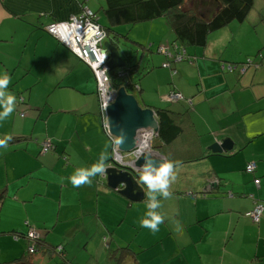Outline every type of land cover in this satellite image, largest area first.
I'll return each instance as SVG.
<instances>
[{
  "label": "crops",
  "instance_id": "1",
  "mask_svg": "<svg viewBox=\"0 0 264 264\" xmlns=\"http://www.w3.org/2000/svg\"><path fill=\"white\" fill-rule=\"evenodd\" d=\"M84 8L91 11L83 0H0V76L8 75L6 91L15 96L13 112L0 120V139L8 141L0 147V236L13 233L24 248L31 228L39 239L31 254L21 248L0 263L76 264L71 252L80 232L84 242L93 234L105 241L104 264H264V209L258 222L245 214L254 200L264 203V45L259 41L249 51L238 46L248 12L209 32L204 46L182 47L186 59L167 67L157 52L173 39L165 18L126 24L141 60L134 97L153 110L186 112L183 128L193 132L184 147L190 143L188 152L198 155L178 160L166 150L180 167L171 198L158 197L164 222L153 232L141 226L147 211L142 184L143 198L131 201L107 187L105 177L78 188L69 179L76 168L98 162L101 153L107 166L111 142L90 69L43 26ZM254 33L248 30V41ZM254 51L253 65L240 71ZM38 54L45 60L41 67ZM110 79L117 88V77ZM171 91L182 100H167ZM19 109L25 111L16 119ZM223 138L230 150L207 148ZM43 139L52 149L41 154ZM152 143L155 149L162 145L158 138ZM248 162L254 164L251 172L244 170ZM151 249L156 253L145 259ZM112 252L120 253L118 261Z\"/></svg>",
  "mask_w": 264,
  "mask_h": 264
},
{
  "label": "trees",
  "instance_id": "2",
  "mask_svg": "<svg viewBox=\"0 0 264 264\" xmlns=\"http://www.w3.org/2000/svg\"><path fill=\"white\" fill-rule=\"evenodd\" d=\"M189 1H191V4L187 5ZM196 3L201 4L202 7H200L204 12L197 8ZM251 6L252 0H103V5L99 7L104 17V23L102 24L98 22L95 13L89 11L96 18L95 22L104 31L105 38L109 36V33L118 34L114 30V27L118 25L135 24L163 17L172 33V43L178 42L181 45L179 49H182V47L186 46H204L209 32L225 26L230 21L243 20ZM108 40L112 42L111 38H108ZM172 43L158 46L157 52L161 53L160 48L168 47L170 52L175 53L179 49ZM137 45L144 47L139 43ZM138 56L139 60L136 62L132 64L126 62L124 67L119 68L124 71L125 76H116V69L108 71L110 77L111 74L117 77V84L115 85H123L127 92L136 84L135 79L139 75L135 74L136 65L140 61V55L138 54ZM246 59L252 60L246 57L241 63H244ZM169 61L173 60L167 58L166 62L168 63ZM251 62L252 64L254 63L253 60ZM119 69L117 68V70ZM17 102L22 103L23 99L19 97ZM154 112L158 118V129L151 140V148H157V145H154L152 141L154 138H158L162 145H159V149H155V151L163 155L165 159H168L166 150L174 152L178 160H188L198 156L188 152L190 143L188 147H184L188 143V135L193 132L192 129L183 128V125L188 123L186 112L179 113L167 108H155ZM184 131L187 134V138ZM133 174L136 176L137 172H133ZM38 240L35 242L34 249L39 243ZM113 254L112 252L109 256H113ZM121 254L125 255V251ZM119 256L120 253H117L113 257L118 261Z\"/></svg>",
  "mask_w": 264,
  "mask_h": 264
},
{
  "label": "built area",
  "instance_id": "3",
  "mask_svg": "<svg viewBox=\"0 0 264 264\" xmlns=\"http://www.w3.org/2000/svg\"><path fill=\"white\" fill-rule=\"evenodd\" d=\"M95 17L86 8L82 10L79 15H69L64 20L53 21L43 26V30L48 34L56 38L62 45H64L74 56L82 61L91 71L94 84L95 93L98 98V110L100 118H102V128L110 140V155L109 163L107 166L126 167L130 170L136 171L134 166V160L143 152L140 150L137 144V138H144L147 135L148 140V152L151 156L158 157L151 149V140L154 137L153 132L149 130H141L136 136V148L129 152H119L116 149L115 139L107 130V124L105 121V107L112 102L114 98V92L109 90L111 86L108 76V69L106 67V54L102 52V42L105 38L104 31L95 22ZM160 52L168 59L173 61H180L186 59V54L183 49L176 50L175 53L169 51L168 47L160 48ZM248 65H253L251 60L246 59L244 63H241L240 71H243ZM161 66H168L167 62L161 63ZM224 66V65H223ZM226 69H230V65L224 66ZM116 76H125L124 71L119 69ZM137 88V85H134ZM113 90L115 88L113 87ZM169 101H180L182 96L174 91H171L166 96ZM21 100V99H20ZM22 115V112H20ZM52 149V145L47 139H43L40 142V153H45ZM106 167V166H105ZM254 168L252 162H248L244 166L246 172H251ZM100 178H104L105 174L98 175ZM253 183L258 184V179L254 178ZM264 209V203L254 201L251 209L245 214L250 218L252 222H258L261 217V212ZM25 238L28 240L29 246L27 252H34V245L38 239L36 232L29 228L24 233ZM57 249L56 251H58Z\"/></svg>",
  "mask_w": 264,
  "mask_h": 264
},
{
  "label": "water",
  "instance_id": "4",
  "mask_svg": "<svg viewBox=\"0 0 264 264\" xmlns=\"http://www.w3.org/2000/svg\"><path fill=\"white\" fill-rule=\"evenodd\" d=\"M118 36L120 35L113 34L112 42L108 39L102 42V52L106 54L108 71L126 65V61L119 55ZM109 90L114 92V98L105 107L107 130L115 139L116 149L119 152H129L136 148V136L141 130L157 133L158 118L152 108L141 106L134 95L127 92L124 86L120 85L115 90L109 86ZM207 148L212 153L228 151L231 148L230 140L223 138L220 142L214 141ZM152 151L157 154L153 149ZM145 157H148L153 164H158L160 159H164L161 155L155 157L142 152L134 160V166L138 167L143 164ZM105 168L104 177L107 187L116 190L131 201H140L143 198L142 186L134 178L133 170L113 165Z\"/></svg>",
  "mask_w": 264,
  "mask_h": 264
},
{
  "label": "rangeland",
  "instance_id": "5",
  "mask_svg": "<svg viewBox=\"0 0 264 264\" xmlns=\"http://www.w3.org/2000/svg\"><path fill=\"white\" fill-rule=\"evenodd\" d=\"M77 1V0H74ZM81 1V0H78ZM83 3L86 4V6L91 9L93 13H95L98 22L100 24L104 23V17L101 12V8H99L101 5H103V0H83ZM191 1L187 3V5H190ZM197 8H199L201 11L202 6L200 3H196ZM201 6V7H200ZM245 28L241 32V35H239V48L243 49L242 51H249L254 48V46L259 43V41H262L261 45H264V0H252V6L248 11V14L243 21V24ZM130 27V25L122 24L114 27V30L119 33L120 36H118V44H119V55L128 63L132 64L133 62H136L139 60L138 51L136 50V46L131 43L130 37L127 35V29ZM248 30H251L252 32L255 31L254 35L251 37V39L254 40H247V33ZM123 35V36H121ZM126 35V36H125ZM125 36V37H124ZM112 34L109 33V36L104 38L103 41L107 40L108 38H111ZM256 38V40H255ZM243 39V41H242ZM230 48V47H229ZM138 49V48H137ZM260 51V50H259ZM255 51L252 55H250L248 58H255L256 54ZM260 55V54H259ZM37 61L38 66L41 67V65H44L45 60L43 56L38 54ZM252 61V60H251ZM139 67L141 66V60L139 61ZM35 66L34 69L38 70L40 67ZM140 74V73H139ZM139 76V75H138ZM113 78H116V76L113 74ZM128 92L132 93L134 96L137 95V91L135 90H128ZM18 96H16L17 99ZM25 110H17L15 113L16 119H19V113L23 112L24 114ZM143 139V138H142ZM148 145V143H147ZM148 148V146H147ZM109 163V162H108ZM83 233L79 232V236H76L73 240V247L71 255L73 257V260L76 264H104V256H105V241L102 238L97 237L95 234L91 235L87 238V241L84 242V240H79L80 235ZM16 235L11 233L8 235L0 236V258L3 260H7L11 258L13 255H15L17 252H21V248L23 249L24 253H30L27 252V247L29 246L28 242H25L24 248L22 242H16ZM60 246V245H58ZM20 250V251H19ZM90 253L92 255L89 256L88 254L84 255V253ZM156 253V250L151 249L148 250L144 258L147 259L148 257L152 256Z\"/></svg>",
  "mask_w": 264,
  "mask_h": 264
},
{
  "label": "clouds",
  "instance_id": "6",
  "mask_svg": "<svg viewBox=\"0 0 264 264\" xmlns=\"http://www.w3.org/2000/svg\"><path fill=\"white\" fill-rule=\"evenodd\" d=\"M10 79L5 73L0 76V120L6 119L14 110L15 96L6 91ZM10 139V137L8 138ZM8 141L0 139V147H7ZM107 154L101 153L98 162L90 167L76 168L69 177L73 187L91 185L92 178L105 173V161ZM180 167L179 161L171 159H160L158 164H153L148 157L144 158V163L136 168L139 175V184L146 187L147 211L141 220V226L153 232L159 231V226L164 222V217L157 211L161 207L160 199H170L172 192L171 185L177 178V169Z\"/></svg>",
  "mask_w": 264,
  "mask_h": 264
},
{
  "label": "bare ground",
  "instance_id": "7",
  "mask_svg": "<svg viewBox=\"0 0 264 264\" xmlns=\"http://www.w3.org/2000/svg\"><path fill=\"white\" fill-rule=\"evenodd\" d=\"M145 137L142 139L140 137L137 138V144L140 147V150H142L143 152H148V148H147V143H148V138L147 135H144Z\"/></svg>",
  "mask_w": 264,
  "mask_h": 264
},
{
  "label": "flooded vegetation",
  "instance_id": "8",
  "mask_svg": "<svg viewBox=\"0 0 264 264\" xmlns=\"http://www.w3.org/2000/svg\"><path fill=\"white\" fill-rule=\"evenodd\" d=\"M108 76H109V74H108ZM109 79H110V76H109ZM110 81H111V79H110ZM96 99H97V105H98V98H97V95H96ZM136 177L138 178V180H139V175H138V173L136 174ZM25 237V236H24ZM35 250V249H34ZM30 254V253H29Z\"/></svg>",
  "mask_w": 264,
  "mask_h": 264
}]
</instances>
